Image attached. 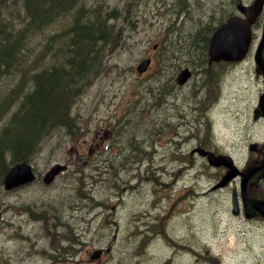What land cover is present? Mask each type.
I'll list each match as a JSON object with an SVG mask.
<instances>
[{"label": "rangeland", "instance_id": "1", "mask_svg": "<svg viewBox=\"0 0 264 264\" xmlns=\"http://www.w3.org/2000/svg\"><path fill=\"white\" fill-rule=\"evenodd\" d=\"M83 2L117 8L120 17L112 23L122 29L125 43L101 61L102 71L74 97L70 108L78 137L55 127L29 160L41 175L54 162L68 163V172L46 186L38 181L9 192L0 186V264L264 263V222L230 213V191L238 181L211 191L223 169L200 157L178 169L181 158L170 154L189 152L194 137L208 131L216 151L243 167L251 154L248 143L264 140V123L254 125L249 116L261 84L251 57L217 67L218 84L207 103L197 89L199 70L181 87L174 81L179 67L202 56L186 51L191 26L177 22L185 7L175 0ZM230 9V0H195L192 17L209 12L207 22H213L214 15L220 18ZM145 56L153 63L137 75L135 67ZM159 216L161 227L153 225ZM48 227L55 236L72 229L66 231L60 257L43 235ZM99 248L100 258L90 259Z\"/></svg>", "mask_w": 264, "mask_h": 264}, {"label": "trees", "instance_id": "2", "mask_svg": "<svg viewBox=\"0 0 264 264\" xmlns=\"http://www.w3.org/2000/svg\"><path fill=\"white\" fill-rule=\"evenodd\" d=\"M119 17L116 8L83 0H0V179L14 162L29 161L55 127L75 132L70 105L102 71L106 50L123 41L112 23ZM213 25L196 27L186 51L205 53ZM198 60L192 64L205 62Z\"/></svg>", "mask_w": 264, "mask_h": 264}, {"label": "water", "instance_id": "3", "mask_svg": "<svg viewBox=\"0 0 264 264\" xmlns=\"http://www.w3.org/2000/svg\"><path fill=\"white\" fill-rule=\"evenodd\" d=\"M262 0H255V2L248 7L238 6V9L242 11L249 22H252L256 14L259 12ZM250 41L249 33V23L247 20H243L236 16H231L227 19L226 23H223L218 29L214 31L209 39L208 54L211 60H239L241 59L248 47ZM264 46V30L261 41L255 51L254 61L256 64L255 71L258 74L264 76V61L262 58V48ZM147 60H143L137 67L139 72L145 70ZM190 75L187 68L182 70L178 76L177 81L179 84L183 83L187 77ZM259 109L260 113L264 116V80H263V93L259 97ZM202 155L207 154V160L211 165L220 166L223 165L228 168V171L222 176L221 181L217 187L224 186L229 179L238 174L237 169L233 165L232 159L227 155H217L214 156L212 153H206L200 150ZM63 166L55 165L51 168L47 174L44 176V181L49 182L53 176L63 169ZM261 172L259 177L264 175V160L258 165V167L252 169L250 172L241 174V198L244 203V211L247 217H251L253 213H249L252 208L254 210H259V213L264 216V204L262 202H257L255 199L248 197L245 194V181L255 172ZM33 179L31 174V169L25 163H16L12 166L10 172L7 174L5 179V188L10 189L20 184L29 182ZM231 205L232 214L239 213V207L237 202V195L235 190L231 192ZM249 205V207H248Z\"/></svg>", "mask_w": 264, "mask_h": 264}, {"label": "flooded vegetation", "instance_id": "4", "mask_svg": "<svg viewBox=\"0 0 264 264\" xmlns=\"http://www.w3.org/2000/svg\"><path fill=\"white\" fill-rule=\"evenodd\" d=\"M242 2H244L245 4H250L252 2V0H241ZM262 17H264V2H263V6H262V12L259 15V28H260V23L262 20ZM256 123L259 122L255 121ZM256 163V158L254 159H250L246 162V165H253ZM255 177H253L252 179H250L247 182V192L250 196L254 197L255 199L258 200H264V179L263 180H258L257 183H254ZM253 181V182H251ZM252 183V184H251ZM264 219L258 214L257 216H255L253 219H250L249 221H255L257 223H259V221H263ZM259 229V227H257ZM76 243V242H75ZM74 243V244H75ZM253 264H264V263H259V260L255 261Z\"/></svg>", "mask_w": 264, "mask_h": 264}, {"label": "bare ground", "instance_id": "5", "mask_svg": "<svg viewBox=\"0 0 264 264\" xmlns=\"http://www.w3.org/2000/svg\"><path fill=\"white\" fill-rule=\"evenodd\" d=\"M117 9V8H116ZM118 10V9H117ZM19 162V161H18ZM20 163H25L26 165H28L31 169V174L33 176V179L30 180L27 185L30 184H34L37 183L38 181H42L43 177L47 174V172L51 169L50 167L48 168V170H46L42 175L38 174L35 170V168L32 166V164L29 161H20ZM13 164L9 166L8 170L4 173V175L1 177L0 179V186L5 187V179L7 177V174L10 172L11 168H12ZM34 220V218H32ZM144 225V222L142 223ZM139 225V224H138Z\"/></svg>", "mask_w": 264, "mask_h": 264}]
</instances>
